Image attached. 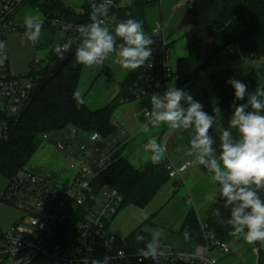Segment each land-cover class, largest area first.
Listing matches in <instances>:
<instances>
[{
    "label": "built area",
    "instance_id": "2783aa9c",
    "mask_svg": "<svg viewBox=\"0 0 264 264\" xmlns=\"http://www.w3.org/2000/svg\"><path fill=\"white\" fill-rule=\"evenodd\" d=\"M24 2L27 0H0V42L5 43L9 34L24 29L13 18ZM112 6L117 10L114 2ZM180 6L182 3L176 7ZM102 19L106 26V19ZM109 19L113 28L122 21L116 11L109 13ZM55 21L66 34L74 33L80 26ZM154 34L160 39L153 57L129 87V96L122 99L124 102L162 91L174 77L176 67L170 62V42L160 21L156 22ZM64 44L68 43L60 46ZM5 57L3 50L0 52V140L9 137L12 119L22 111L36 85L30 72L12 73L9 59ZM42 65V59H34V68ZM203 75L199 73L198 78ZM145 116L150 117V111H145ZM96 132L71 127L44 133L42 141L74 159L70 163L74 171L71 178L60 180L30 169L6 178L2 200L23 215L0 235V264H17L18 259L21 264L25 261L28 264H84L86 258L103 259L105 256L112 257L110 264H140L139 253L145 247L136 250L121 247L120 238L110 228V220L122 207V195L111 185L96 191L93 183L94 177L126 142L125 131L116 127L109 136L98 132L101 138L94 141L91 137ZM167 167L170 179L183 180L189 165L187 161L182 165L169 161ZM187 202L193 204V198L188 197ZM201 229L204 242L198 244L193 253L165 250L163 243L156 240L158 259H143L142 264H219L222 257L216 252L229 254V244L217 238L206 221L201 223ZM121 250L123 257L118 255Z\"/></svg>",
    "mask_w": 264,
    "mask_h": 264
},
{
    "label": "trees",
    "instance_id": "16d2710c",
    "mask_svg": "<svg viewBox=\"0 0 264 264\" xmlns=\"http://www.w3.org/2000/svg\"><path fill=\"white\" fill-rule=\"evenodd\" d=\"M101 1L88 0L85 12L76 13L60 0H27L33 7H39L49 14L48 21L61 20L77 25L91 23V5L99 4ZM119 1L113 0L118 6L117 10L111 6L107 16L103 18L109 19V13L116 11L122 20L131 18L143 21L146 8L160 2V0H132L129 5L120 6ZM205 16L210 27L217 30L210 53L202 63L200 55L205 40L202 33L191 26L193 29L185 33L188 54L177 60L173 78L183 85L196 81L199 73H205L211 67L219 68L209 73L215 98L222 109L221 115L216 117V123L210 129L212 132L219 125L221 118L228 119L232 115L230 105L234 101V89L227 83L230 78L245 83L248 92H253L257 87L264 86V63L259 69H253L241 77L237 76L233 67L228 66L237 58L245 60L264 58V0H216L206 9ZM68 35L72 37L71 43H75L78 48L81 44L79 31ZM153 54L154 52L152 57ZM57 57L56 52L53 51L49 63L44 67L34 68L32 66L30 75L35 78L36 83L40 76L48 72ZM152 57L140 68L129 71L121 82L120 93L116 98L102 108L91 109L83 98V104H78L74 98L83 68V64L78 63L74 55L60 73L37 95L30 107L12 119L9 137L6 140H0V175L12 178L27 169V164L41 145L46 132L75 127L82 132L97 131L104 136L113 134L116 129L113 121L115 109L124 102L122 100L124 97L129 96V87L138 79ZM223 65L227 66L221 67ZM244 102L246 101H236L237 104ZM202 105L205 111L210 115L213 114L211 100ZM168 162L169 160L164 157L159 164L149 161L144 168L140 169L135 167L118 150L107 166L94 177L95 190L98 191L105 185H111L123 197L121 209L128 205L145 207L170 179ZM217 188L218 195L208 213L206 222L217 238L227 242L232 238L243 236V234L232 235L234 229L231 225L220 223V219L224 221L230 219L231 213L230 207H224V198L220 196L219 184H217ZM258 194L264 200V189L259 190ZM216 209L220 210V218L214 215ZM185 232L189 234L187 239L199 243L204 242L198 214L194 208L189 209L180 234L185 237ZM137 235H143L144 240L137 241ZM150 240L148 233L135 231L124 242L120 241L119 245L123 248L136 250L145 247V244ZM263 263V258L260 256L258 264Z\"/></svg>",
    "mask_w": 264,
    "mask_h": 264
},
{
    "label": "clouds",
    "instance_id": "9594fccd",
    "mask_svg": "<svg viewBox=\"0 0 264 264\" xmlns=\"http://www.w3.org/2000/svg\"><path fill=\"white\" fill-rule=\"evenodd\" d=\"M113 0H102L93 3L90 14L91 23L80 25L78 31L81 44L75 49L78 63L91 66L102 62L110 53L115 52L118 63L125 69L135 70L143 66L152 57L153 36L144 31L141 22L135 19L120 21L114 29L104 26L102 19L107 16ZM44 21L35 16H26L24 24L25 35L33 43L41 35ZM5 49V43L0 42V52ZM71 50V45H57L54 49L61 59ZM6 58V57H5ZM228 84L234 89V101L230 105L232 115L228 126L219 128L220 151L216 155L213 147L215 139L210 129L216 123L222 109L215 97L212 98L213 114L204 110V106L183 89L168 87L161 95L154 93L151 96L152 111L149 123L152 127L166 124L174 130H192L189 148L186 155L190 158L188 165L203 166L212 173V179L219 184V193L224 198V207H230V219L220 223L231 225L232 235L243 238L251 244L257 241L264 242V200L259 190L264 189V89L248 92L247 85L241 80L230 78ZM78 104L84 101L80 93H74ZM236 101H246L237 104ZM147 132L148 124L143 126ZM233 130L237 135L233 134ZM100 134L93 133L91 139L99 140ZM145 150L151 153V162L159 164L164 159L165 148L155 139L145 145ZM187 166V165H186ZM214 215L220 218V210ZM145 218H147L145 216ZM247 230V231H245ZM188 238V232H185ZM143 235H137V241H143ZM158 244L150 241L140 251L143 259H158ZM124 256L121 250L118 254ZM112 257L103 259L86 258L84 264H110ZM21 264V260H17ZM24 264H28L27 261Z\"/></svg>",
    "mask_w": 264,
    "mask_h": 264
},
{
    "label": "rangeland",
    "instance_id": "374dc122",
    "mask_svg": "<svg viewBox=\"0 0 264 264\" xmlns=\"http://www.w3.org/2000/svg\"><path fill=\"white\" fill-rule=\"evenodd\" d=\"M182 1L188 2L189 0H161L158 4L146 8L145 19L143 20L144 22L139 21L142 23L144 31L150 30L158 21H160L164 25L165 36L170 42V62L174 66H176V62L179 58L188 54V46L187 40L185 38V33L193 29L191 26L179 28L180 22L187 9L189 8L192 0L186 5L183 4L182 6L175 8L174 5L177 6V4ZM70 2H72V10H77L79 5H81L84 0H70ZM129 2L130 0H122L120 5L123 6L128 4ZM26 16H35L44 21L40 38L37 42H35L36 44L38 43L41 47H38L36 45L34 47L27 45L29 43V40L25 35L26 28L24 24V19ZM13 18L14 21L18 25H20V27L23 26L24 29L16 31L21 34L18 38L15 37L11 40L9 38V34L5 41L4 51L6 57L9 59L11 72L14 71L16 72V74L21 75L26 74L31 70L34 59H42L43 65L41 67H44L47 63H49L52 50L54 51L57 45H60L62 42L66 41V33L59 27L58 22H56L55 20L48 21V18H50L49 14H46L39 7H33L28 2H24L18 7L13 15ZM107 27L110 30L114 29L112 26ZM67 41L69 44H71L72 42L70 37L67 38ZM116 58L117 55L115 52H113L110 53L107 61L112 64L114 63V60H116ZM107 61L103 65L93 64L91 66H88L83 64L81 79L77 92L80 93L81 98L84 99L85 103L91 109H98L107 105L111 101L112 97L110 96L112 92L117 87L116 81L119 79L120 73L116 68H110V64ZM242 61L243 66H237L238 61H234L232 64L228 65L233 66L237 76L239 77L253 69H259L262 65L261 61L264 62V60L250 61L245 59H243ZM16 68H22V70L19 72L16 71ZM217 69L219 68L212 67L208 69L204 73V75L202 77H199L187 91L191 95L197 92L198 95H201V98L203 95L209 96L214 92L210 83L209 73ZM261 89H264V86L261 87ZM133 102L134 101L123 102L120 105L121 108L118 106L120 108H118L120 111H124L126 113V119L130 118L127 114L129 113V111L131 112L132 107L130 106V104ZM114 118L115 114L113 115V119ZM141 126H143L142 121L138 125V128ZM148 129L149 130L147 132L142 130L141 134L136 137L134 146H132V148L136 147L133 149H139V153L142 152V154L139 155L140 160L143 155L146 156V152L143 150L144 139H147V137L153 135V127L148 126ZM187 131H179L173 136L169 146L171 148L170 151L176 152L179 147L190 140L192 132L189 130ZM129 149L130 148H128V150ZM129 160L133 163L134 166L140 169L144 168L147 164L145 162V164L139 165L137 161L135 160L134 162L131 157H129ZM73 161L74 159L65 156L54 145L42 141L41 145L27 164L26 168L40 174H45L56 179L64 180L71 178L74 174V171L70 168V163ZM185 174L186 172L183 173L184 177ZM175 181L177 182L175 186H177L179 192L183 195L186 202L188 197H190V195L188 196L187 194V181L186 183L184 179ZM6 185L7 179L0 175V235L3 234L10 225L17 222L23 215L22 212L16 207L3 202V191L6 188ZM192 198L193 202H195L197 207L200 208L198 202L199 199L193 197V195ZM199 201L203 203L205 202V199ZM187 206L190 209L193 208L194 205L188 203ZM133 214L134 213L131 211V208H122L110 220V228L116 232L118 230L120 238H123L125 236V233L124 231H122V229H124L125 226L128 227L130 225V222L133 220ZM200 214H202V218H206V214H203L202 212ZM135 217H137V215H135ZM158 229L159 227L153 226L151 224H141V230L148 232L151 235L152 241L155 237V231H157ZM165 231V250H175L186 253H193L195 251L196 245L194 243L186 240L185 238L171 230ZM227 243L229 244L231 249V252L229 254L224 255L220 252H216L217 256L222 257L219 264H258L260 256L264 261V242L259 241L249 244L246 242L243 236H240L237 238H232L231 240L227 241Z\"/></svg>",
    "mask_w": 264,
    "mask_h": 264
},
{
    "label": "crops",
    "instance_id": "0c3cea01",
    "mask_svg": "<svg viewBox=\"0 0 264 264\" xmlns=\"http://www.w3.org/2000/svg\"><path fill=\"white\" fill-rule=\"evenodd\" d=\"M60 1L66 7L71 8L72 2H70V0H60ZM121 1L122 0L119 1V5L121 4ZM131 1L132 0H130V2L126 5H129L131 3ZM190 1L191 0H189L188 2H190ZM87 2H88V0H86V1L84 0V2H82L81 5H79L77 10L74 9V11L76 13L85 12L84 9H85V5L87 4ZM188 2L182 1L180 3H182V5L183 4L186 5ZM126 5H123V6H126ZM174 6L176 8V5H174ZM155 25H156V23L154 24V26L150 30L145 31L148 34H151L153 36L154 41H155V43L152 45L153 52L155 50L157 42L160 39V36H155V34H154ZM107 26H112V22L110 19L106 20V27ZM19 35H21V34H19L18 32H14V33H11L9 35V38L12 40L15 37L18 38ZM66 37L67 38L70 37L72 40V37L70 35L66 34ZM67 38H66V41H64L62 43H68ZM27 45L32 46V47H34L35 45L38 47H41L38 43L36 44V43L31 42V41H29V43ZM52 52H53V50H52ZM109 56H110V54L106 57V59L104 61L97 63V64H102V65L105 64L107 59L109 58ZM242 60H243V58H237L235 60V61H238L237 66H241L243 64ZM261 60H264V58H262ZM250 61H252V60H250ZM258 61H260V60H258ZM107 62H109V61H107ZM261 63H264V62L261 61ZM109 64H110V66H109L110 68H112V69L116 68L120 73L119 79L116 81L117 87L112 92V94L110 96V97H112L111 100H113L114 98H116L119 95L120 88H121L120 87L121 82L124 80V78L127 76V74L129 73V71L131 69L123 68L118 63V57L116 58V60H114V63L111 64L109 62ZM226 66L227 65H223L221 67H226ZM231 67H233V66H231ZM9 68L11 70L10 62H9ZM30 68H31V64H30ZM214 68H217V67H214ZM21 70H22V68H18V69L16 68V71L20 72ZM12 73L16 74V72H14V71ZM171 80L168 81L167 87L164 90L154 92V93H160L162 95L163 92L166 91L168 87H174V86L187 91L195 82V81H193L191 83L182 85L177 81L176 78H173L172 81ZM261 87H263V85L257 87L256 89H261ZM154 93L147 95L143 98L131 100L134 102L130 104V106L132 107V110H131V112L129 111V113L127 114L130 117L129 119L125 118L126 113L124 111L119 110L121 108V106H120L121 104L119 105L120 108L117 106V108L115 109V111H114L115 118L113 119L114 124L116 127H121L125 131L123 137L125 138L126 142L119 149L120 153L123 156H125L128 160H129V157H131L134 160V162L136 160L139 165L145 164V162L149 163V161H151V159H150L151 153L149 151L145 150V145L150 140L155 139L158 144L162 145L165 148V155H164L165 158H167L169 161L173 162L175 165H182L190 159L186 155L187 149L189 148V140L185 144H183L181 147H179L176 150V152L170 151L171 148L169 146H170V143L172 141L173 136L181 130L171 129L166 124H161L159 127H153V135L147 137V139H144L143 150L146 152V156L143 155L141 160H140L139 155L142 154V152L139 153L140 152L139 149H133L136 147L132 148V146H134L136 137L141 134V132H142L141 129L143 128V126L145 124H148V126H152L149 123L150 117L145 116V111H150V112L152 111L151 96ZM192 96L196 101L203 104L204 102H206L208 100L212 101V98L215 97V93L213 92L209 96L203 95L201 98V95H198L196 92ZM141 121L143 123V126L138 128V125L140 124ZM145 121H147V122H145ZM228 121H229V118L228 119L227 118L226 119L221 118L219 125L212 132H210L215 139V143L213 144V147L216 150L217 156L219 155V151H220L219 128L227 127ZM184 131H187V130H184ZM189 131L192 132L191 129H189ZM233 134L237 135L235 130H233ZM128 148H130V149L128 150ZM185 172H186V174H185V177L183 175V178L185 180V183H186V181L188 183V184H186L187 188H188V191H187L188 196L190 195L192 197V195H193V197H196L197 199H199L201 201H202V199H205V202H203V203H201L198 200L200 208L197 207L195 202L193 203V205H194L193 208L195 209L196 213L198 214L199 223L201 225V223L203 221H206L208 213H209L212 205L214 204V202L216 200L217 192H218V188H217L218 183L213 181V179H212L213 174L208 172L201 165L191 164V165H189V167L187 168V170ZM176 183L177 182L175 180L169 179L161 187V189L157 192V194L149 201V203L145 207L140 208V207L132 206V205H128V206L124 207V208H128V207L131 208V211L134 214L132 216L133 220L130 222V225L128 227L125 226L124 229H122V231H124V233H125L124 234L125 236L123 238H120V236L118 234V230H117V232L114 231L118 235V237L120 238V240L122 242H124L125 239L128 236H130L133 232L138 231L140 233L141 231H143V230H141V224L142 225L143 224H151L153 226L159 227V229L157 231H155V237H154L153 241H156V240L161 241L163 243V247H164V239L166 237V231L165 230H171V231L179 234L180 236H182L180 234V231H181L183 223H184V221H185V219L189 213V208L187 206V204H188L187 201L185 202V198L179 192V189L177 188V186H175ZM199 209H200V212H199ZM201 212L203 214H206V218H202V214H200ZM135 215H137V217H135ZM145 216L147 218H145ZM143 232H145V231H143ZM146 233H148V232H146ZM150 238H151V235H150ZM183 238H185V237H183ZM185 239L194 243L196 246L198 244H200L199 242H194V241H191L187 238H185ZM150 241H152V240H150Z\"/></svg>",
    "mask_w": 264,
    "mask_h": 264
},
{
    "label": "water",
    "instance_id": "95a60500",
    "mask_svg": "<svg viewBox=\"0 0 264 264\" xmlns=\"http://www.w3.org/2000/svg\"><path fill=\"white\" fill-rule=\"evenodd\" d=\"M215 1L216 0H192L179 25V28L193 26L202 33L205 40L204 48L200 55V61L202 63L206 60L208 54L210 53L217 35V30L210 27L205 16L206 9ZM69 45H71V50L64 54V58L61 59L58 56L48 72L39 77L36 85L30 93L27 103L23 106L22 111H26L30 107L37 95L41 93L44 87L60 73L62 68L75 55L77 45L75 43H71Z\"/></svg>",
    "mask_w": 264,
    "mask_h": 264
}]
</instances>
